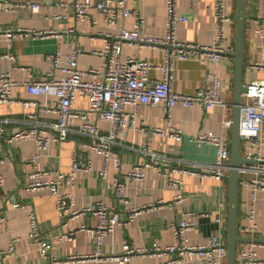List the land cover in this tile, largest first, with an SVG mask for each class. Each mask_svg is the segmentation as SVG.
Instances as JSON below:
<instances>
[{
  "label": "crops",
  "instance_id": "0c3cea01",
  "mask_svg": "<svg viewBox=\"0 0 264 264\" xmlns=\"http://www.w3.org/2000/svg\"><path fill=\"white\" fill-rule=\"evenodd\" d=\"M21 2L26 0H9ZM41 5V11L36 13L29 9H1L0 10V77L3 72H8L18 84L13 87L14 100H37L49 111L36 112L32 104L27 106L18 102L0 103V120H2L6 132L12 133L26 126L25 121L33 116L54 121L57 114L51 111L55 101L53 96L30 94L26 82L31 76L41 77L49 70L47 53L57 52L62 63H66V57L79 48L81 53L77 57L78 69L98 67L102 58L94 54V51L103 48L102 35L99 33H117L123 27L131 29L134 26V16L124 18L120 13L114 25H109L105 14L97 8L90 10V20L76 23L72 11L64 12L56 5L57 0H32ZM96 1V0H92ZM237 0H226L227 12L235 19ZM214 0H178L181 12L193 14L188 22H181L176 28V36L179 40L199 45L211 44L215 32V17L213 10ZM127 5L139 10L144 15V29L150 35H163L166 32V0H129ZM245 13V66L243 69V81L247 85L253 80H264V68L255 69L254 63H264V51L261 38L256 29L258 25L264 26V0H246ZM62 14L60 20L47 18V15ZM54 30L55 34L47 36L20 35L16 33L10 46L7 30ZM226 43L231 48L227 56L214 61L206 53L190 56L185 60L176 62V74L173 80V88L181 93H194L206 84V76L209 72H216L222 79L223 87L221 96L226 105H214L202 109L199 105L184 106L177 104L172 110L170 124L162 105H141L134 114V123L128 130L117 137L114 149L121 154V168L118 170L114 162L104 163L101 153L90 148L86 144L93 141L89 135L79 132L81 118H72L70 121L71 132L68 140L58 142L51 140L48 149L40 156L39 165L49 171L46 178L53 176L54 171L69 172L71 170L73 152L77 148L81 158H90L94 169L91 172L77 171L74 178L75 185L70 188L73 194V208H83L97 201H104L113 209H120L113 189L109 186L114 180L125 184L124 192L130 206H145L130 222L123 226L114 227L105 235L103 252L106 255H116L122 251L125 241L135 246H149L153 242L161 245L175 243L172 229L174 221L182 218L193 220L196 227L188 230L189 243L200 244L207 242L215 231L228 232L229 199L227 179L218 180L212 176L201 174H185L175 172L176 167L198 168L203 163L214 162L216 152L210 145H197L189 138L204 132H214L224 137L230 143L232 126L225 124L227 119L233 120L234 113V57L231 54L235 48V21L226 24ZM10 54L12 56L7 55ZM121 58L128 56L148 60L154 64H160L163 60V52L159 48L142 47L138 44L124 45ZM56 77L62 76L60 70L56 71ZM153 78L161 79L159 70H152ZM73 108L88 114V120L95 123L103 133L109 129V122L97 118L89 112V102L86 98L77 97ZM125 110L134 112L132 105H127ZM182 130L185 138L182 141L159 135H145L140 130L159 127L167 130L169 126ZM148 144L153 150L164 154L171 165V174L180 176L183 180V192L186 199L176 204L173 208L168 205H156L158 200L172 202L178 190L169 185L166 176L155 168H150L145 181L138 182L128 176V172L135 164L143 159L141 148ZM37 150L33 139H24L12 143L0 139V173L5 181L0 188V214L7 217V226L0 223V250L9 246L11 240H16V254L10 258L11 264H40L42 259L29 244V219L33 210L38 217L43 236L53 244L52 255L58 260L57 264H118L115 259L100 257L95 260L90 257L86 260H67L68 256L75 254H94L96 252V237L92 229L96 227L99 218L93 214L77 216L74 219L63 222L55 207V198L48 189L28 190L26 184L33 180L30 176L31 168L27 161ZM242 154L252 152L247 141L242 142ZM261 153L264 156V145ZM106 168V177L100 175V171ZM10 196L23 203V206L13 207L8 200ZM255 207L256 220L259 230L254 234L246 233L242 227L248 224V212ZM124 211V210H122ZM120 211L122 220L127 218V213ZM208 217L209 220H203ZM221 218L218 223L217 218ZM219 224V228L215 227ZM83 226L87 228L81 230ZM74 231L73 239L57 240L61 234ZM238 233L244 237L256 238L262 241L257 246L259 257L264 260V191H257L255 203L252 204V193L249 187L240 180L239 204H238ZM225 240V239H224ZM245 241L238 244V251ZM174 256H140L133 258L131 264H168ZM170 264H200L194 254L180 256ZM237 264H242L237 258Z\"/></svg>",
  "mask_w": 264,
  "mask_h": 264
},
{
  "label": "built area",
  "instance_id": "2783aa9c",
  "mask_svg": "<svg viewBox=\"0 0 264 264\" xmlns=\"http://www.w3.org/2000/svg\"><path fill=\"white\" fill-rule=\"evenodd\" d=\"M129 0H57L56 5L64 12L72 11L77 24L90 20L97 21L90 16V10L97 8L105 14L109 25H114L121 13L124 18L134 16V26L131 29L121 28L117 33L105 32L102 35L103 48L93 53L102 58L98 67L89 69H78L76 67L77 57L81 53L79 48L73 50L66 57L63 64L57 52H49L46 58L49 62V70L41 77L31 76L25 83L30 94L53 96L55 104L51 111L57 114L54 121L41 120L33 114L25 121V125L19 130L7 133L3 121L0 120V139L12 143L24 139H33L36 142L37 150L28 159L27 164L31 168L30 176L32 181L25 186L28 190L48 189L55 198L57 213L64 223L80 215L93 214L99 218V222L92 229L96 237V252L94 254H73L66 257L67 260H86L90 257L99 260L100 257L115 259L118 264H131L133 258L140 256H174L177 258L185 254H194L200 264H226L227 241L224 240L220 231L211 234L207 242L191 244L187 237L188 230L196 227V222L186 218L174 221L172 229L175 243L161 245L153 242L149 246L138 247L129 241H125L122 251L116 255H106L103 252V242L105 235L116 226H123L133 220L136 214L145 206H130L129 200L124 192L125 184L119 180L109 183L113 189L115 198L120 209H113L104 201L94 202L83 208H73L74 198L70 188L74 183L77 171L91 172L93 162L90 158H81L79 150L73 152L71 170L67 173L54 171L53 176L46 178L49 171L39 165L40 156L48 149L51 140L65 142L71 132L70 121L72 118H81L83 121L79 126V132L89 135L93 141L86 144L90 148L101 153L104 163L114 162L116 169L121 168V154L114 149L117 137L130 128L134 123V114L137 109L144 104L162 105L167 115L168 123L172 119V110L177 104L184 106L199 105L202 109L214 105H226V101L221 96L223 87L222 79L216 72H209L206 76V84L194 93H181L173 88V80L176 74V62L185 60L190 56L206 53L214 61L231 52V48L226 43V24L232 23L235 19L227 12L226 0H214L213 10L215 17V32L211 44L199 45L195 43L179 40L176 36V28L181 22H188L193 14L181 12L178 7V0H166V32L163 35H150L144 29V15L139 11L130 8ZM29 9L33 12H40L41 5L32 0L21 2H10L0 0L1 9ZM47 18L60 20L64 15H47ZM261 38L262 50L264 51V26L258 25L256 29ZM17 34L35 36H47L55 34V31L43 30L34 31L26 29L7 30L10 46ZM138 44L142 47L159 48L163 52V60L160 64H154L148 60L134 58L131 56L121 58L124 45ZM8 56H12L7 53ZM255 69L264 68V63H254ZM60 70L62 76L57 78L56 71ZM152 70L161 71L162 78L156 79L150 75ZM18 84L13 80L8 72H3L0 77V103L18 102L25 106L32 104L36 112L40 110L49 111L37 100H14L13 87ZM77 97L86 98L89 102V112L94 113L97 118L109 122L110 126L106 133L93 122H90L88 114L77 111L73 108L74 100ZM127 105L135 108L134 112L125 110ZM225 124L232 126V120L227 119ZM140 130L145 135H159L174 138L182 141L185 138L181 129L169 126L167 130L159 127L146 128L142 126ZM240 135L252 148V152L245 155L253 163L244 164L240 168L241 181L244 182L252 193V204L255 203L257 191H264V156L261 153L264 145V80H253L247 84V91L243 94L241 103ZM197 145H210L214 147L216 159L214 162L203 163L198 168L176 167L175 172L185 174H201L202 176H212L218 180L227 179L230 170V143L224 137L214 132H204L189 138ZM143 159L135 164L128 172V176L135 181L143 182L147 177L148 170L155 168L166 176L169 185L175 187L178 192L172 202L163 199L158 200L156 205H168L173 208L176 204L182 203L186 197L182 190L183 180L180 176L171 174V165L168 158L153 150L145 144L141 150ZM4 160L0 159V163ZM106 168L100 171L102 177H106ZM5 178L0 173V188L4 185ZM13 207L23 206V203L10 196L8 200ZM124 210V211H122ZM120 211L127 213V218L122 220ZM29 244L37 250L42 262L40 264H57L58 260L52 255V242L43 236L37 214L32 210L29 214ZM221 222V218L216 220ZM0 223L7 226V217L0 214ZM83 226L81 230L86 229ZM242 230L249 234L258 232V222L256 220V209L252 207L248 212V224ZM76 232L63 233L57 240L73 239ZM16 240H11L8 247L0 250V264H11L10 258L16 254ZM259 242L253 240L246 241L238 251L242 264H264V260L259 257L257 246ZM237 255V258H238ZM170 259V264L174 260Z\"/></svg>",
  "mask_w": 264,
  "mask_h": 264
},
{
  "label": "water",
  "instance_id": "95a60500",
  "mask_svg": "<svg viewBox=\"0 0 264 264\" xmlns=\"http://www.w3.org/2000/svg\"><path fill=\"white\" fill-rule=\"evenodd\" d=\"M245 1L237 0L235 13V48L231 53L234 57V113L232 120V136L230 139V170L227 175L228 182V199H229V216H228V232H227V257L226 264H237L238 244L243 241L253 240L255 242L262 241L256 238L244 237L238 233V204H239V186H240V168L244 164L253 163L242 154V142L244 138L240 135L241 122V103L243 94L247 91V85L243 81V69L245 66V21L247 15L245 13ZM203 220H209L205 217ZM218 229L219 224L215 223Z\"/></svg>",
  "mask_w": 264,
  "mask_h": 264
},
{
  "label": "rangeland",
  "instance_id": "374dc122",
  "mask_svg": "<svg viewBox=\"0 0 264 264\" xmlns=\"http://www.w3.org/2000/svg\"><path fill=\"white\" fill-rule=\"evenodd\" d=\"M220 234L222 235V237L225 239V241H226V234L224 235V232L221 230L220 231Z\"/></svg>",
  "mask_w": 264,
  "mask_h": 264
}]
</instances>
